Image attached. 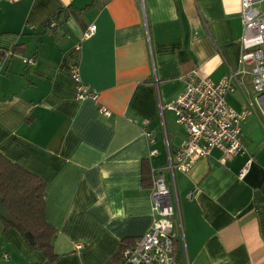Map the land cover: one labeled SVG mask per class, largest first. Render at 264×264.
Returning a JSON list of instances; mask_svg holds the SVG:
<instances>
[{
  "label": "crops",
  "instance_id": "crops-1",
  "mask_svg": "<svg viewBox=\"0 0 264 264\" xmlns=\"http://www.w3.org/2000/svg\"><path fill=\"white\" fill-rule=\"evenodd\" d=\"M239 10L240 0H0V50L36 60L27 67L12 58L0 70V157L45 184V219L57 231L52 264H113L121 246L149 230L143 165L164 168L186 138L164 106L188 73L217 83L239 69ZM91 25L95 34L83 39ZM74 65L110 117L91 100H75ZM232 83L226 103L240 112L254 98L251 79ZM145 132L158 151L150 161ZM241 143L234 156L213 149L188 173L166 174L178 264H264L257 105ZM1 219L0 264H43Z\"/></svg>",
  "mask_w": 264,
  "mask_h": 264
},
{
  "label": "built area",
  "instance_id": "built-area-1",
  "mask_svg": "<svg viewBox=\"0 0 264 264\" xmlns=\"http://www.w3.org/2000/svg\"><path fill=\"white\" fill-rule=\"evenodd\" d=\"M19 2L22 0H6ZM242 33L240 38L239 69L229 73L219 82L200 77L196 72L182 78L184 88L165 109L174 112L176 123L186 132V138L173 154H168V164L162 169L150 168L151 188L149 191L151 225L149 230L132 243L121 246L113 264H178L174 233L175 210L171 201L166 174L173 171L188 173L194 164L207 158L213 149L226 156H234L243 150L242 128L254 106L264 112V0H240ZM56 25L52 20L49 27ZM96 27L91 25L83 39L93 36ZM79 49V48H77ZM19 58L27 67L36 64L35 58L18 57L12 50H0V70L5 61ZM249 76L254 98L247 99V106L240 112L230 108L226 96L235 91L232 81L237 77ZM76 101L91 100L98 105V114L110 117V111L98 103L99 95L81 79L78 65L71 69ZM151 149L148 161L158 155L153 148L155 139L144 134ZM250 161L238 174L243 179ZM194 191L189 193L193 197Z\"/></svg>",
  "mask_w": 264,
  "mask_h": 264
},
{
  "label": "trees",
  "instance_id": "trees-1",
  "mask_svg": "<svg viewBox=\"0 0 264 264\" xmlns=\"http://www.w3.org/2000/svg\"><path fill=\"white\" fill-rule=\"evenodd\" d=\"M142 185L151 188L146 163L142 169ZM45 189V184L37 176L0 157V198L11 222L1 220L7 227L17 230L31 250L43 255V264H52L57 258L52 246L57 231L45 219ZM27 233L32 243L28 242Z\"/></svg>",
  "mask_w": 264,
  "mask_h": 264
},
{
  "label": "water",
  "instance_id": "water-1",
  "mask_svg": "<svg viewBox=\"0 0 264 264\" xmlns=\"http://www.w3.org/2000/svg\"><path fill=\"white\" fill-rule=\"evenodd\" d=\"M0 218H2L6 222H11L10 216L7 214V212L5 211V209L3 207L1 198H0ZM26 238H27L29 243L33 242L30 234L27 233Z\"/></svg>",
  "mask_w": 264,
  "mask_h": 264
}]
</instances>
